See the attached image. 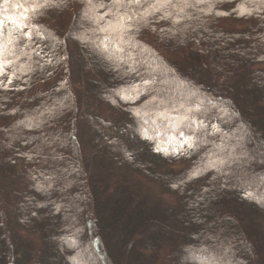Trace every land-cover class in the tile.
I'll return each instance as SVG.
<instances>
[{"label":"trees","instance_id":"obj_1","mask_svg":"<svg viewBox=\"0 0 264 264\" xmlns=\"http://www.w3.org/2000/svg\"><path fill=\"white\" fill-rule=\"evenodd\" d=\"M209 2L173 0L178 24L157 13L139 32L134 15L116 52L119 33L100 30L115 18L94 22L85 0H0V43L16 41L0 87V264H264V201L246 195L264 197V2ZM141 78L150 96L115 94ZM181 132L197 146L176 153Z\"/></svg>","mask_w":264,"mask_h":264},{"label":"snow or ice","instance_id":"obj_2","mask_svg":"<svg viewBox=\"0 0 264 264\" xmlns=\"http://www.w3.org/2000/svg\"><path fill=\"white\" fill-rule=\"evenodd\" d=\"M5 4L7 5L8 0H4ZM88 11L85 12V15L88 16L90 19H93L94 22L99 23L100 21H103L106 16H111L115 18V22L113 23L112 20H109L107 25L105 27H102L100 30L104 32H116L119 33V35L116 37V42L114 43L113 47L115 48L116 52H123L124 49L121 48L119 45L120 43L125 42L124 41V35L128 33L129 31L132 30L133 25L132 21L135 16L139 17V21L141 22L139 26L136 27V31L139 32L141 27H147L149 23L152 21L149 20V17L156 18L157 13H162L159 15L158 19L161 20H170L172 24H178L180 21L178 19H173L172 14L167 12L166 9L169 6L173 5V0H109V3L105 5L102 2H97V0H85ZM206 0H195V3H190V0H182V3L184 7H196L199 4L205 3ZM220 0H210L209 2V10H211L214 6L215 3H219ZM261 2H264V0H261ZM63 3V0H43V3L40 2V0H33V5H32V11L36 12L41 8H57L60 7L61 4ZM17 7H23V5H16ZM99 8H107V11L104 12L102 15L96 14V10ZM143 8L142 12H136V9ZM27 11V9H25ZM183 11V8L181 9ZM203 11V9H201ZM233 11H237L236 9H233ZM89 13H92V15H89ZM217 16H226L229 15L230 13L227 12H216L215 13ZM239 15H245L250 13H244V12H239ZM6 19L12 21L14 25L17 26L18 29H20V36L21 37H27L28 40L33 39V32L31 30L29 31H23V29L29 28V25L26 23H23L22 21L18 23L17 18H14L12 16L6 17ZM26 20L27 17H24ZM3 21H0V35H2V29H3ZM153 31H156V29H152ZM161 32H164L166 35H171L172 34V29L169 28L167 30L165 29H160ZM36 35H40L38 32ZM19 39V38H17ZM105 40H108V37L105 36ZM178 42H182L179 37H177ZM16 41L12 38V34L9 33V37L6 41L0 43V77H5L7 82L5 83V80H0V87L7 89L9 85L12 83V76L15 75V72L12 73V75H9L5 69L8 68L11 64L12 61L7 59V56L5 53L9 52L10 46H14ZM103 43V41H102ZM105 50H107L108 45L104 44ZM14 54V53H12ZM55 55V53H53ZM111 58V57H109ZM131 59V55L129 56ZM65 59V57L62 56H57V62L62 61ZM118 59H123L122 57ZM52 61L49 60L47 63H51ZM133 63H136V61L133 60ZM129 72L130 73H135L139 74L137 72V69L129 65ZM48 75H51V73H48ZM66 83V82H64ZM141 83L144 86V89H141L140 84H131L127 88H120L115 90V94L119 96L121 100L124 101H138L141 100V98L144 96V93L147 92L148 95L150 96L151 93V85L154 83L152 79L148 78H141ZM62 104V101L60 102ZM46 111L49 114H52V109L47 108ZM43 115V113H41ZM137 115H139V112H137ZM163 115V113H161ZM187 117H185L186 119ZM147 123V121H145ZM28 127H32V125H28ZM213 128H216V126H212ZM217 131H219L218 128H216ZM157 135H159V132H157ZM181 137H183L182 142L180 143L179 147L176 148L174 151L176 153H181L182 150L185 148V145L187 146L188 149H194L197 145L195 144L193 138L191 136H184V133H180ZM175 137L169 136L168 140L171 142L174 140ZM157 152L161 151H167V149H162L159 145H157L156 149ZM125 155L128 156L129 159H132V154L128 153L126 149H124ZM31 159V157H29ZM221 163H224V161H221ZM211 167H216L215 163H212L210 165ZM219 170V169H217ZM205 169H201L197 167L196 171L192 172L189 176L191 178L192 176H199L201 175ZM264 180V178H262ZM184 180H181L180 183H184ZM247 183V181H245ZM170 187L172 188H178L179 184L176 182H172L170 184ZM246 195L249 199H259L261 201H264V197L257 198L253 196L251 192H246Z\"/></svg>","mask_w":264,"mask_h":264}]
</instances>
